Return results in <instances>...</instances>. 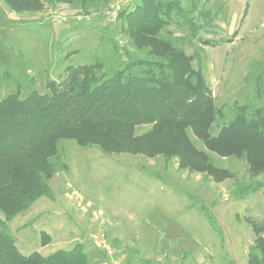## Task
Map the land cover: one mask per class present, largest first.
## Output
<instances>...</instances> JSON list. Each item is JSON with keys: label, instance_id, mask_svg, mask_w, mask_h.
<instances>
[{"label": "rangeland", "instance_id": "obj_1", "mask_svg": "<svg viewBox=\"0 0 264 264\" xmlns=\"http://www.w3.org/2000/svg\"><path fill=\"white\" fill-rule=\"evenodd\" d=\"M42 1L39 13H16L0 0V101L15 93L22 99L46 94L47 82L59 81L68 67L101 63L100 74L108 78L130 61L151 59L148 49L133 45L123 19L106 20L112 0L85 7ZM178 1L186 15L174 11L160 37L202 70L222 111L210 131L217 136L239 108L250 113L264 107V0ZM150 129L138 127L136 134ZM189 135L233 177L216 183L181 170L178 159L109 154L63 139L51 160L57 170L48 182L53 198L37 200L0 230L24 256L49 257L83 244L91 264H103L101 243L108 240L127 264H248L259 236L251 223L264 228V174L253 177L245 161L219 157ZM249 186L259 189L244 194Z\"/></svg>", "mask_w": 264, "mask_h": 264}, {"label": "trees", "instance_id": "obj_2", "mask_svg": "<svg viewBox=\"0 0 264 264\" xmlns=\"http://www.w3.org/2000/svg\"><path fill=\"white\" fill-rule=\"evenodd\" d=\"M109 1L48 0L54 7ZM4 2L16 13L44 9L42 0ZM174 11L180 16L187 12L178 0H141L119 16L133 45L148 49L151 59L130 61L108 78L100 74L101 63L68 67L59 81L47 82L46 94L31 92L22 99L15 93L0 101V229L29 211L37 200L53 198L48 182L57 170L51 160L58 156V143L63 139L75 140L83 147L98 146L109 154L162 156L167 162L178 159L181 170L206 174L216 183L231 179L230 171L215 166L209 155L194 145L192 132L209 152L245 161L253 177L264 174V107L250 113L239 108L217 136L211 135L222 111L216 107L202 70H196L193 58L171 40L160 37ZM190 25L196 33L199 28L193 22ZM141 126L151 129L137 135ZM257 189L259 186H249L243 193ZM251 225L259 236L250 249L248 264H264V238L260 235L264 228ZM102 257L103 264H109L103 251ZM0 264L91 261L83 244L49 257L39 253L24 256L14 238L0 230Z\"/></svg>", "mask_w": 264, "mask_h": 264}, {"label": "built area", "instance_id": "obj_3", "mask_svg": "<svg viewBox=\"0 0 264 264\" xmlns=\"http://www.w3.org/2000/svg\"><path fill=\"white\" fill-rule=\"evenodd\" d=\"M136 1L137 0H112L105 10L104 16L106 20L109 23L114 24L119 19L120 14L124 10L133 6ZM59 18L62 20L61 15H59ZM83 20H85L84 17H77L78 22ZM101 248V250L107 255L109 264H127L117 257L108 240L102 241Z\"/></svg>", "mask_w": 264, "mask_h": 264}]
</instances>
